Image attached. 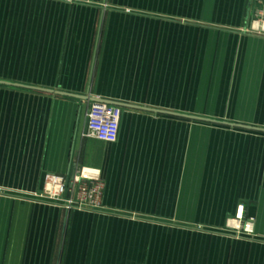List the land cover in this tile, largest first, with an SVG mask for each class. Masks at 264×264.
Listing matches in <instances>:
<instances>
[{"label": "crops", "instance_id": "obj_1", "mask_svg": "<svg viewBox=\"0 0 264 264\" xmlns=\"http://www.w3.org/2000/svg\"><path fill=\"white\" fill-rule=\"evenodd\" d=\"M254 11L0 0V80L83 96L0 83V264H264V131L165 113L264 128ZM93 98L144 108L119 106L104 142L86 135ZM81 169L102 178L99 207L44 195L46 174Z\"/></svg>", "mask_w": 264, "mask_h": 264}, {"label": "built area", "instance_id": "obj_2", "mask_svg": "<svg viewBox=\"0 0 264 264\" xmlns=\"http://www.w3.org/2000/svg\"><path fill=\"white\" fill-rule=\"evenodd\" d=\"M121 107L106 101H92L87 113V136L101 141L117 140L122 117ZM44 195L51 200L63 201L68 207H99L102 203L104 183L100 174H88L85 169L72 175L46 174Z\"/></svg>", "mask_w": 264, "mask_h": 264}, {"label": "water", "instance_id": "obj_3", "mask_svg": "<svg viewBox=\"0 0 264 264\" xmlns=\"http://www.w3.org/2000/svg\"><path fill=\"white\" fill-rule=\"evenodd\" d=\"M0 83H6V84H11V85H14V86H17V87H19V86H22V87H26V88H30V89H34V90H36V89H38V90H42V91H46V92H50V93H53V92H55V93H59V94H64V95H67V96H74V97H78V98H82L83 96H81V95H77V94H75V93H66V92H61V91H56V90H52V89H46V88H41V87H33V86H28V85H25V84H21V83H19V84H17V83H12V82H9V81H5V80H0ZM93 101H102V100H100V99H98V98H93ZM105 101V100H104ZM103 101V102H104ZM106 102H108V103H110V104H114V105H117V106H131V107H135V108H144V107H140V106H132V105H130V104H124V103H118V102H114V101H106ZM86 107H84V112H86ZM150 110H152V111H158V112H164L163 110H159V109H150ZM166 114H169V115H176V116H181V117H185V118H194V119H201V120H204V121H210V122H215V123H221V124H227V125H230V126H234V127H239V128H241V127H244V128H249V129H252V130H256V131H258V130H261V131H264V128H262V127H254V126H250V125H245V124H235V123H230V122H227V121H223V122H221V121H217V120H214V119H211V118H203V117H200V116H196V115H192V114H189V115H187V114H183V113H179V112H165ZM83 117H84V115H83Z\"/></svg>", "mask_w": 264, "mask_h": 264}, {"label": "rangeland", "instance_id": "obj_4", "mask_svg": "<svg viewBox=\"0 0 264 264\" xmlns=\"http://www.w3.org/2000/svg\"><path fill=\"white\" fill-rule=\"evenodd\" d=\"M252 17L255 19V20H258V21H263L261 24L262 25H256V22L254 23V26L251 27V28H248L247 30L250 31V32H259V33H264V27H263V24H264V11H254L252 13ZM237 228H243V223H238L237 224ZM245 227H249L247 224H245Z\"/></svg>", "mask_w": 264, "mask_h": 264}]
</instances>
